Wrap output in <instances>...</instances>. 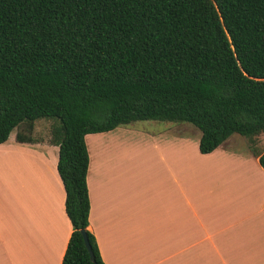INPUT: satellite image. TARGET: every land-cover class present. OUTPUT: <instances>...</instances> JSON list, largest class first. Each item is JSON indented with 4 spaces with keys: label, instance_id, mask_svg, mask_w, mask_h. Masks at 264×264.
I'll use <instances>...</instances> for the list:
<instances>
[{
    "label": "trees",
    "instance_id": "1",
    "mask_svg": "<svg viewBox=\"0 0 264 264\" xmlns=\"http://www.w3.org/2000/svg\"><path fill=\"white\" fill-rule=\"evenodd\" d=\"M41 119L72 227L61 264H104L86 134L186 122L200 153L238 134L264 169V0H0V144L18 127L17 141L36 142Z\"/></svg>",
    "mask_w": 264,
    "mask_h": 264
},
{
    "label": "crops",
    "instance_id": "2",
    "mask_svg": "<svg viewBox=\"0 0 264 264\" xmlns=\"http://www.w3.org/2000/svg\"><path fill=\"white\" fill-rule=\"evenodd\" d=\"M144 130L84 136L88 230L104 264H264L258 159L229 137L202 154L190 126ZM15 134L0 144V264H61L72 227L58 146Z\"/></svg>",
    "mask_w": 264,
    "mask_h": 264
},
{
    "label": "rangeland",
    "instance_id": "3",
    "mask_svg": "<svg viewBox=\"0 0 264 264\" xmlns=\"http://www.w3.org/2000/svg\"><path fill=\"white\" fill-rule=\"evenodd\" d=\"M151 124H154L155 126H173V125H186L192 127L194 130L199 132L198 128L193 126L190 123L186 122H180V123H174L169 121H153V120H144V121H134L129 124L121 125L119 127L123 128L124 134H123V140H132L135 139L137 136V132H142L144 129L148 128ZM51 127V121L50 120H37L34 123L32 137L36 140H49V132ZM22 130L21 127H18L17 129H14L11 134L13 135L16 131ZM125 130H128L130 132H126ZM145 131V130H144ZM260 147L264 149V132L260 134ZM229 143L231 145H234V148L239 150L248 149L245 141L242 139V137L238 134H233L229 137ZM236 172H239V165H235ZM243 170V169H242ZM246 173L248 171H245Z\"/></svg>",
    "mask_w": 264,
    "mask_h": 264
},
{
    "label": "water",
    "instance_id": "4",
    "mask_svg": "<svg viewBox=\"0 0 264 264\" xmlns=\"http://www.w3.org/2000/svg\"><path fill=\"white\" fill-rule=\"evenodd\" d=\"M81 233H82V236H83V239H84L85 247H86V249H87V251L89 253V258H90V260H93L94 259V255H93V252H92V249H91V245H90V243L88 241V237H87V235H86L84 230H81Z\"/></svg>",
    "mask_w": 264,
    "mask_h": 264
}]
</instances>
